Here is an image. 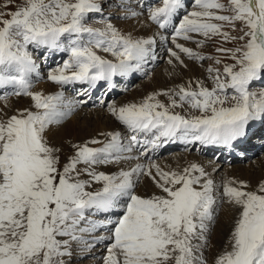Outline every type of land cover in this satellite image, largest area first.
Listing matches in <instances>:
<instances>
[{
	"label": "snow or ice",
	"instance_id": "snow-or-ice-1",
	"mask_svg": "<svg viewBox=\"0 0 264 264\" xmlns=\"http://www.w3.org/2000/svg\"><path fill=\"white\" fill-rule=\"evenodd\" d=\"M12 3L5 0L9 10L0 11V89L11 88L0 100L23 95L32 104L0 117V264H264V180L249 190L246 181L230 178L218 190L196 162L170 170L143 162L175 142L234 149L254 124L264 123V0H194L187 12L185 0H158L147 8L146 22L158 30L151 36L112 22L142 16L141 0H22L11 10ZM105 5L117 11L105 16ZM97 15L99 25L90 23ZM170 27L175 50L167 49L169 63L183 65L180 53L213 59L219 67L207 68L212 86L196 80L193 88L189 81L139 103L108 104L130 135L101 132L102 138L72 144L73 154L62 164V149L48 134L87 101L66 100L63 91H32L31 76L39 68L34 52L41 59L67 53L47 79L61 88L86 85L77 95L89 96L101 82L110 92L115 78L143 71L156 58L157 37L168 39L159 30ZM213 37L233 46L217 47L221 55L210 57L177 43L183 38L203 47ZM185 105L192 111H174ZM131 161L113 172L97 170ZM142 177L159 192L137 194ZM224 202L238 211L210 261L211 225ZM98 245L103 254L93 251Z\"/></svg>",
	"mask_w": 264,
	"mask_h": 264
},
{
	"label": "rangeland",
	"instance_id": "rangeland-1",
	"mask_svg": "<svg viewBox=\"0 0 264 264\" xmlns=\"http://www.w3.org/2000/svg\"><path fill=\"white\" fill-rule=\"evenodd\" d=\"M21 2H22V0H13V3L11 5H9V8L11 10H15V5L20 4ZM226 2H227V0H225V3ZM4 3H5V0H0V11H8L9 10V9H6V8L3 7ZM185 4H186V7L183 10V12H187V11L193 10V8H194V0H185ZM114 11H117V10L109 8L107 5H105V7H104V15L105 16H107L108 13L114 12ZM101 19H102V17L97 15L92 20H90V23L99 25V22L101 21ZM136 21H137V18H129V19H116V18H113V20H112V22L115 25H117V27H119L121 30H123L122 23H124V24L132 23V25L126 24V26H124L125 28H124L123 31L131 32L133 34H138L139 28H140V21H138V22H136ZM233 34H236V33H233ZM202 38L203 37H199V39H202ZM182 42H183V38H178L177 39V43L182 44ZM190 45L195 47L196 51L202 52L203 54H205L207 56H210V57H217V56L221 55V54H219V53H217L215 51V49L217 47H220V46L232 47L233 46V44H231V43H227V44L221 45V41L217 37H213L203 47H198L197 44H195V43L194 44H190ZM99 54L103 55V56H105L106 58H109V59L112 58L110 54H106V53H103V52H100ZM34 57L36 58L37 64L39 65L37 73L41 74V76L40 77L34 76V74H37V73H33L32 74V76H31V83H32L31 90L32 91H36V89L41 84L46 82L45 84H49L50 87H52L53 93H55L57 91H63L64 94H65L66 100H81L82 99V100H86L87 101L86 104L77 105L78 107L77 106L75 107V110L63 121V123L61 125L56 126V127L54 126V130L60 129L59 127H62V125H64L65 122L70 121L71 118H73V117H76L78 120H80L83 117L94 119V116L95 117L98 116L97 118H98V122H99L98 124L99 125L101 123L104 124L105 122L109 123L110 121L107 120L108 118L111 121L114 122V117L110 114V112L109 111H108L109 113L105 112L108 104L113 103V104H115L117 106H120V105H124L126 103H133L134 101L129 102V99H131V98L133 100H134V98H138V100L140 102L143 99V97H147L151 92L157 93L155 90L154 91L151 90V89L148 90V88H146V86H147L146 83L142 84V82H140V86L143 85L144 87L142 86L143 88H141V89L138 88V90L136 91V93H137L136 97H125V101H124V99L120 96L121 93L118 91V88L115 87L114 90H115V93H117L116 96L115 97L112 96L107 101H105V102L103 101V103H101L100 100L102 99V97L104 95L103 93L104 92H108L106 84L103 82V84L98 88L97 92H92V94L94 95L93 98H95L97 100L94 103L93 101H91L92 98L88 99L89 97H87V96L81 97V96L77 95V93L82 88L86 87V85H82L80 83H77V84H73V85H67V86H64L63 88H61V86H59V85H57V84H55L53 82L49 83V80L47 79L48 72L50 70H52L53 68L57 67L58 65L62 64L63 60L68 58V54L67 53H64V52L52 53V54L47 55L46 58L41 59L40 53L39 52H34ZM183 61H185V59H183ZM209 65H212L213 67H219V65H215L213 59H208V60L202 61L199 64H196L193 61H189V63H183V65H181L178 61L176 62V60H174V64H172V65H168V64L164 63L163 64V70L161 72H159L160 74H162V76L165 79L164 83L162 81L161 85H160L159 84L160 80L155 78L154 76L149 78L148 80H146V82H151L152 83L153 81H155L156 83H158L160 88H162L160 90V92L161 91H167V90H176L178 85H184L185 87H187L189 81L192 82V87L195 88L196 87V85H195V81L196 80H202V81H204V83H205V85L207 87H211L212 86V81L208 78V73H207V68L209 67ZM161 67L162 66H160L157 69L160 70ZM260 86H261V84L255 85V87H257V88H259ZM145 90H147L148 93ZM4 91H9L10 92L11 88L6 89V90L0 89V95H2L4 93ZM43 93L47 94L46 91L43 92ZM157 98H158L159 101H161V102H163L165 104L169 103L168 96H166V95H158L156 97V99ZM115 102H117V103H115ZM31 104H32V101H31L30 97L23 96V95H20V96L9 95L8 98H7V101L0 100V106L3 105L2 106L3 108L0 109V110H2V111H0V117L6 118V116H11L17 110H20V108L21 109L28 108V107L31 106ZM94 105L95 106L99 105V106L95 107ZM79 110H81V111H79ZM95 111L101 112L100 116L97 115ZM174 111H180V112H182V114H184L186 111H191V109H188V107L186 105L184 107V109L176 108V109H174ZM196 114H198V113H196ZM95 125H96V121H94L93 125L91 124L90 126H88V128L93 130L96 127ZM120 127H121V124H118V125L115 124L114 128H112L111 131L120 132L121 131ZM48 135H50V133ZM94 137L102 138V137L99 136V132H97L94 135ZM88 138L85 137V138H83L82 141H76L75 144L76 143H83L84 141L88 140ZM50 142H51V138H50ZM52 144L53 145L56 144L55 145L56 147H59V148L62 149V152H61V163L62 164L64 162H66L65 158L67 156L73 154L74 150L71 148L72 143L70 142L69 137L64 139V141L61 144H59V143H52ZM90 146H92V145H90ZM178 152H179V150L173 149V150L170 151V155H169L171 157V159L170 158H166L164 155H162L160 157L161 159H159V160L160 161H165L166 165H167V163H169L168 165L172 166L170 164H172V163L174 165L177 164L176 163V157H180L181 156L180 159L182 161H180V159L177 158L179 160L178 164L182 162L183 165L181 167H178L177 169H182L187 164H189L191 162H196V160H193V157L189 160V163H187V160L184 162L183 161V159L185 157L184 153L179 154ZM193 153L195 154V151L192 152V154ZM192 154L186 155V156L187 157H191ZM194 156H197V155H194ZM160 161H158V163ZM201 164H204V163H201ZM262 164H263L262 163V158L259 159V160H255L252 163H247V164H244V163H241V162H229V165L232 166L233 168L239 166L238 168L241 167L240 169H245L248 172V174H250V173L252 174L253 173L254 177H256V179H255L256 182L259 181V174H260L259 173V169H260ZM104 166L105 165H98L97 166V170L98 171L108 172V171H106V169L103 168ZM205 166H206V168H207V170L209 172V165H205ZM80 167H83V165H81ZM222 171H223V167L217 173H214V176H216L215 178L213 176V180H214L218 190H219L220 186L223 184V182L228 179L226 176H225V178L222 177V174H221ZM238 173H240V171H238ZM257 173H259V174L257 175ZM229 174H231V172H229L228 175ZM240 174H239L240 177H245L242 174L241 175ZM224 175H225V172H224ZM255 175H257V176H255ZM234 176H235V178L238 181H241V180L246 181L245 179H242V178H240L237 175H234ZM217 177H219V178L217 179ZM248 180L249 179H247L246 182L249 184L250 181H248ZM142 181H144V180H142ZM142 181L140 180L139 184L137 185V187L135 189L136 192L140 191L139 193L142 192L144 195H150V190L148 191V189L145 188L146 186L143 185ZM94 187H99V185H94ZM249 187H250V184H249ZM256 187L257 186H255V188ZM251 189H252V187H250L249 190H251ZM217 207H218V211L216 213V219H215L214 223L211 225V231H210L209 238H208L209 247L206 249V255L208 256L210 261H211V258L216 254V252L219 251L222 248V246H224V244L227 241V239H224V238H228V235H229V233L227 235H225L224 231L220 232L219 228H221L222 223H223V218L221 216V211L224 210V209H227V208L228 209L231 208V205H229L227 202H224V203H219L217 205ZM237 211H238L237 209L235 211H233V213H234L233 216L234 217H232V218H235V216H236L235 214H237ZM219 224H221V225H219ZM215 231H218L219 233L215 234ZM220 234H222V235H220ZM217 236L218 237L222 236L220 238L221 244L218 245L219 247L216 246V245L214 246V239L216 241V239L218 238ZM211 251H213V252H211ZM97 253L103 254V246L102 245H98L97 246ZM73 264H98V261L92 260V259L74 260Z\"/></svg>",
	"mask_w": 264,
	"mask_h": 264
},
{
	"label": "bare ground",
	"instance_id": "bare-ground-1",
	"mask_svg": "<svg viewBox=\"0 0 264 264\" xmlns=\"http://www.w3.org/2000/svg\"><path fill=\"white\" fill-rule=\"evenodd\" d=\"M119 26V25H118ZM134 27V26H133ZM146 27L148 28V29H150V27L149 26H147L146 25ZM124 28L125 27H123V30H124ZM139 33V32H138ZM177 62V61H176ZM160 67V66H159ZM158 67V68H159ZM159 69H156L155 71H153V75H152V77L154 76L155 78H157V79H159L160 80V82H159V84L161 85V82L163 81V83H164V81H165V79H164V77L162 76V74H160L159 73ZM34 76H38V77H40L41 76V74H39V73H37V74H34ZM159 84L158 83H156L155 81H153V85H151V84H149V83H146V88H148V90L149 89H151V90H157L160 86H159ZM46 85V86H45ZM49 84H41L37 89H36V91H42V92H52L53 91V89H52V87H49L48 86ZM55 86V85H54ZM144 87V86H143ZM147 91V90H146ZM148 93V92H147ZM151 93H154V92H151ZM150 93V94H151ZM142 96V95H141ZM146 96V95H145ZM159 98V97H158ZM157 98V99H158ZM131 101H134L135 103H139V100H138V98H134V100L131 98V99H129V102H131ZM115 103H117V102H115ZM3 105H1L0 106V109L1 108H3L2 107ZM78 107V106H77ZM21 109V108H20ZM96 112V114L97 115H99L100 116V114H101V112H99V111H95ZM94 112V113H95ZM3 113V112H2ZM80 114V113H79ZM98 117V116H97ZM97 117H95L94 116V119H92V118H86V117H83L82 119H80V120H78L76 117H73V118H71V120L70 121H67V122H65L64 123V125H62V127H59L60 129H56V130H54V127H53V131L52 132H50V135H49V139L51 138V142L52 143H59V144H61L63 141H64V139H66L67 137H69V139H70V142L72 143V144H75V142L76 141H82L83 140V138H88V140L89 139H91V138H93L94 137V135L97 133V132H110L111 131V129L112 128H114V126H115V123L113 122V121H111L109 118L107 119L108 121H110L109 123H107V122H105L104 124H102L101 122V124L99 125L98 123V118ZM94 121H96V127L93 129V130H91V129H89L88 128V126H90L91 124L93 125L94 124ZM264 123H260L259 124V126H255L254 128H253V131L250 133L251 134V136L252 135H256V134H259L260 135V129H261V127H262V125H263ZM108 125V126H107ZM56 127V126H55ZM93 131V132H92ZM263 138H264V136H263ZM56 145V144H55ZM58 145V144H57ZM186 147H188V148H190L191 147V144H188V145H185ZM194 148H195V146L194 145H192ZM205 148H207V146H204ZM195 154L193 153L192 154V156L191 157H187L186 156V154H184V159H183V161L185 162L186 160H187V163H189V160L193 157V160H196V161H198V162H200V163H204L205 165H207L205 162H204V160L203 159H206L205 157H199V156H194ZM181 157V156H180ZM180 157H176V165H174L173 163L172 164H170V165H172V166H169L168 164L169 163H167V165H166V163H165V161H160V160H158V161H160L159 163H158V161H156V163L157 164H159L160 166H161V168H163V169H165V170H170V169H177L178 167H181L182 165H183V163L181 162V163H179L178 164V159L177 158H179L180 159ZM208 160V159H207ZM169 161V160H168ZM180 161H182L181 159H180ZM214 161V160H213ZM220 158H217V159H215V161L214 162H212L211 164H212V167H210V172H211V174L213 173V171L214 172H217L218 170H220V169H222L221 167L223 166V165H221V163H220ZM255 161V160H254ZM253 161V162H254ZM262 165H261V167H260V169H259V173H257V175L259 174V181H255V179H256V177H254V175H253V173L251 174L250 172V174H248V172L245 170V169H240V168H238V167H235V168H233L232 166H226V167H224L223 168V171H222V177H224L225 178V176L228 178V179H230V178H234V179H236L235 178V176L234 175H237V176H239V174L241 173L243 176H245V177H240V178H242V179H245L246 181H247V179H249L248 181H250L249 182V184H250V187H252V189H255V186H257L258 185V183L260 182V181H262V180H264V156L262 157ZM261 164V163H260ZM259 164V165H260ZM122 165L123 164H119V165H117L118 167H116V169H115V171L116 170H118V168L119 167H122ZM167 167V168H166ZM255 170V169H254ZM238 171H240V173H238ZM249 171V170H248ZM224 172H225V175H224ZM229 172H231V174H229L228 175V173ZM240 174V175H241ZM257 175H255V176H257ZM219 177H217V179H218ZM261 178V179H260ZM142 180H144V181H142ZM142 183H143V185L144 186H146L145 188L146 189H148V191L150 190V194H152V193H157V192H159V190L155 187V185H154V183L152 182V180L151 179H149V178H147V177H143L142 178ZM237 180V179H236ZM238 181V180H237ZM243 181V180H242ZM256 182V183H255ZM248 184V185H249ZM255 185V186H254ZM142 187V186H141ZM250 187H249V189H250ZM138 194H140V193H138ZM140 195H144L143 193H141ZM235 208H233L232 206H231V208H227V209H224V210H222L221 211V216H222V218H223V223H222V226H221V228H219L220 229V232L221 231H224L225 232V235H227L228 233H229V231H230V228H231V225H232V221H233V219L234 218H232V217H234L233 215H234V213H233V211H235L234 210ZM236 215V214H235ZM219 225H221V224H219ZM218 228V227H217ZM215 230V229H214ZM218 234L219 232L218 231H215V234ZM214 235V234H213ZM220 235H222V234H220ZM219 235V236H220ZM218 237V236H217ZM222 237V236H221ZM221 237H218L217 239H216V241H215V239H214V246L216 245V246H218L219 244H221V240H220V238ZM224 239H227V238H224ZM224 242V241H223ZM222 246V245H221ZM219 247V246H218ZM223 247V246H222ZM215 249V248H214ZM213 249V250H214ZM216 250V249H215ZM210 252V251H209ZM211 252H213V251H211ZM212 256V255H211Z\"/></svg>",
	"mask_w": 264,
	"mask_h": 264
}]
</instances>
